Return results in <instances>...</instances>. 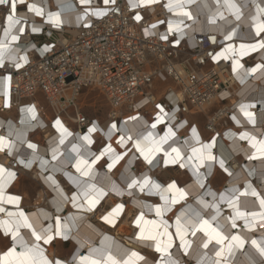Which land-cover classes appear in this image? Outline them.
<instances>
[{
	"label": "bare ground",
	"instance_id": "obj_1",
	"mask_svg": "<svg viewBox=\"0 0 264 264\" xmlns=\"http://www.w3.org/2000/svg\"><path fill=\"white\" fill-rule=\"evenodd\" d=\"M25 1L27 5L36 4L43 9L44 15L29 11L26 5L17 6L15 15L21 24L11 29L8 28L7 11L0 7V44L4 46L0 48V57L19 60L18 64L24 63L23 57L28 60L33 54L27 52L33 28L39 31L43 27L51 29L54 26L58 30L75 33L80 25L89 24L92 12L104 9L103 0H91L89 4H81L80 0ZM127 3L132 7V3H138V0H127ZM142 6H145L144 11ZM133 9L140 17L153 13L150 19L153 31L163 28L158 23L164 18L169 30L171 26V30L177 31L178 39L194 32L211 31L217 34V42L220 38L226 41L218 58L225 57L231 62L229 70L221 78L229 79L232 85L220 94L227 97V101H221L219 94L214 92L209 99L203 98L187 108L188 112L181 113L179 102H184L188 87L186 81L185 89H177L173 79L162 80L157 76L145 90L152 100L140 94L124 105L129 106L128 109L104 95L110 106L105 125L88 116L91 122L84 132L74 127L73 115L70 121L59 113L67 103L58 100L57 95L50 99L44 97L48 105L45 108L37 100L38 93L36 98L20 103L26 104L21 107V114L19 106H14L18 101L14 100V104L13 100L8 101L11 107L0 113V137L6 142L0 148V164L15 176L9 178L5 173L0 178L3 185L0 208L4 209L0 212V221H7L15 229L16 222L23 221L19 216L23 212L37 234L45 239L52 235L54 239L49 243L43 239L36 241L31 229L23 225L17 239L22 237L28 247L38 243L48 260H59L61 264H90L93 260L98 264H112L113 260L117 264H264V251H261L264 249V206L260 203L264 199V148L261 145L264 142V68L251 71L257 65H264V48L258 47L255 51L241 48V45H258L264 41V33L257 32L258 27L264 25V0H157ZM158 12L162 16H158ZM50 13L60 14L62 23L59 27L49 20ZM19 27L24 28V35L16 31ZM13 35L19 38L14 41ZM250 54L248 59L242 60ZM159 56L163 58L164 53ZM171 64L176 74L183 78L187 76L179 62L172 61ZM159 65L161 68L162 64ZM221 65H225V61ZM153 70L149 68L147 73ZM4 79H0V94L6 95ZM6 80L9 82L8 77ZM157 80H171L158 95L154 92ZM86 90L103 94L96 85L85 88L75 100L77 112L82 111L80 100ZM66 96L68 100L75 98V94ZM165 96L173 106L157 108L156 104ZM3 104L4 98L1 97L0 106ZM241 105L253 114L255 123L244 115ZM33 106L35 118L29 111ZM212 108L215 110L210 113ZM145 111L149 112L148 116H142ZM199 114L206 118L204 138L198 134L197 121L189 119V116ZM157 116L162 117L160 122H157ZM117 117H121L120 120H116ZM57 119L66 133L55 125ZM208 122L217 126L210 130ZM92 128L95 131H90ZM242 133H247L248 139H241ZM85 136H89L92 143L84 140ZM99 136L105 142L102 147L95 148ZM34 137L41 138L40 142H36ZM29 144L37 147L29 148ZM210 144L211 148L206 147ZM109 146L110 150L105 151ZM173 149L179 151V157ZM209 155L215 159H207ZM171 160H176V163L167 162ZM220 160L224 161L227 172L220 167ZM139 164L143 166L140 171ZM177 168H183V173L188 176L183 183L175 178L164 182L156 177L159 183L153 180L157 173ZM25 172L32 173L42 186L37 190L30 210H25L23 201L28 194L24 192V196L19 197L13 192L15 190L12 191ZM219 174L222 182L216 184L214 181ZM145 178L149 183L143 191L138 185L129 187L134 180L143 183ZM172 183L184 195L176 189H169ZM253 191L258 195H252ZM8 197L20 199L9 203ZM107 199L130 211H141L139 220H144V227L138 224L131 212L129 223H122L116 233L95 224L91 216L97 212L98 204ZM91 201L98 202L93 207ZM157 208L162 215L157 214ZM238 211L248 215L237 217ZM9 213L13 215L9 216ZM252 213L256 216L252 217ZM109 219L116 221L114 216H109ZM204 221H208V225L202 227ZM233 221L235 227L232 226ZM212 229L223 236L222 241L213 238ZM0 235L5 236L9 243L6 247L0 246V256H3L13 247V240L11 233L6 235L3 228H0ZM124 236L131 238L125 239ZM149 236L157 239H148ZM233 236H238L243 243L233 240ZM64 242L70 243L71 249L60 255L57 246ZM157 243L167 250L157 251ZM23 250L20 244H16L17 252ZM133 253H138L143 259L133 256Z\"/></svg>",
	"mask_w": 264,
	"mask_h": 264
},
{
	"label": "built area",
	"instance_id": "obj_2",
	"mask_svg": "<svg viewBox=\"0 0 264 264\" xmlns=\"http://www.w3.org/2000/svg\"><path fill=\"white\" fill-rule=\"evenodd\" d=\"M102 4L106 14L93 15L89 24L80 25L75 33L58 30L54 26L51 29L43 27L36 32L30 31L27 52L33 54L27 63L18 68L16 65L19 60L7 59L0 65V79L5 77L4 88L7 93L0 94V98H4L0 113L11 107L7 104L8 101L13 100L14 104V100H17L19 103L14 106H19L21 114V107L26 104L20 103L36 98L38 93H42L47 99L57 95L58 100L67 103L59 113L70 121V116L73 115L74 127L84 132L91 120L83 111L77 112L74 104L85 88L96 85L103 91V95L128 109L129 106L124 105L137 99L140 94L150 97L145 90L150 88L157 76L162 80L173 79L177 89H185L186 81L188 87L184 102H179L181 113L188 112L187 108L196 105L197 101L209 99V95L214 92L219 94L221 101H227V97H221L220 94L232 85L229 79L221 78L229 70L231 62L225 57L218 58L226 41L220 38L217 42L215 32H194L178 39L177 31L169 30V24H166L164 18L158 23L163 28L153 31L151 12L148 17L142 16L140 20H136L137 13L127 0ZM20 5H27V2H18L17 6ZM1 6L8 15L12 14L8 3ZM166 7L164 3L167 10ZM141 9L144 11L145 6ZM158 16L162 14L158 12ZM262 19L264 20V14ZM258 37L259 35L256 36ZM160 53H164L163 58H160ZM172 61L179 62L185 69V78L176 74ZM224 61L225 65H221ZM218 64L220 67H217ZM149 68L154 70L147 73ZM7 77H10L9 82ZM66 94H75V98L68 100ZM158 105L167 108L169 105L173 106L167 96L156 104L157 108ZM148 113L145 111L142 116H148ZM120 118L117 117L116 120ZM216 126L213 122H208L207 125L210 130ZM214 136L219 138L218 135Z\"/></svg>",
	"mask_w": 264,
	"mask_h": 264
},
{
	"label": "snow or ice",
	"instance_id": "obj_3",
	"mask_svg": "<svg viewBox=\"0 0 264 264\" xmlns=\"http://www.w3.org/2000/svg\"><path fill=\"white\" fill-rule=\"evenodd\" d=\"M17 2H19L20 4H24L25 0H0V5L3 4H10V8H11V13L10 15L7 16V22H8V28L11 29L13 27H15L16 25H20L21 24V20L18 19L16 17V11H17ZM91 2V0H80L81 4H89ZM109 2L111 3H115V0H103L104 4H108ZM157 0H138V3H132V7H138L139 5H148V4H153L156 3ZM27 8L29 9V11H32L34 13H36L37 15H44L43 9L39 8L36 4H29L26 5ZM88 13L86 12L85 15H87ZM106 14V11H102V10H96L94 12H92V15L94 16H103ZM187 15V13H186ZM238 18V17H237ZM136 20H140L141 17L139 15H137L135 17ZM49 20L51 22H53L57 27H59L62 23L61 19H60V14L59 13H54V14H49ZM153 27H155V25H153ZM170 30H171V26H170ZM7 29L5 30V35H7ZM17 32L23 33L24 28L23 27H19L16 28ZM32 31H38V29L33 28ZM147 32V30H145ZM257 32H264V25H261L258 27ZM19 37L16 35L12 36V40H17ZM167 37H164V39H166ZM228 39H231V37H227ZM178 43V41H177ZM4 46L2 44H0V48H3ZM247 47L248 50L251 51H255L258 47L259 48H264V41L259 42L258 45H249V46H245V45H241L242 49H245ZM242 54H246L245 52H242ZM215 59V57H214ZM24 63H27V57H23ZM3 64V58L0 57V65ZM18 68L21 67V64H17L16 65ZM264 68V65H257L255 68L251 69L252 72H256L257 69H262ZM10 79V77H9ZM158 107H160L158 105ZM245 107L244 105H241V111L244 113V115L246 117H248L250 120H252L253 123H255V120L253 119V114L250 112L245 111ZM161 111H163V108H160ZM29 111L32 113L33 118H35V107L33 106L32 108L29 109ZM162 119V117L157 116V122H160ZM55 125L59 128L62 129V131L64 133L67 132L66 129H63V126L61 124V121L59 119H57L55 121ZM113 128L115 127V125L112 126ZM153 127H155V125H153ZM90 131H95V128L90 129ZM169 132L171 133V128H169ZM193 132H195V129H193ZM174 135V133H172ZM241 139H248V134L247 133H242L241 134ZM253 140H255V138H252ZM84 140L88 141V143H92L91 139L89 138V136H85ZM61 143H63V140H61ZM6 145V142L4 140L3 137H0V148H3ZM262 148H264V142H261ZM29 148L35 149L37 146L35 144H29L28 145ZM137 147H139V145H137ZM206 147L211 148L212 145H207ZM110 150V146L109 149H106L105 151ZM174 152L177 153V157H179V151L177 149H173ZM193 151H196L195 149ZM104 153L102 152L101 155H103ZM55 155L53 156V159H55ZM100 157H97V159H99ZM120 157H117V159H119ZM145 159L148 160L149 163H151V160L148 158L147 155H145ZM207 159L209 160H213L215 159L213 156L209 155L207 157ZM168 163H176V160H171V161H167ZM21 163H23V161H21ZM87 163V162H84ZM220 167L227 172V168L224 167V161L220 160L219 161ZM30 166V165H28ZM90 167V165H89ZM112 165L109 164V168H111ZM77 168H79V164L77 165ZM7 173L9 178H12L15 176V173L13 172H9L2 164H0V178H2L4 176V174ZM85 175H87V173H84ZM51 179V178H49ZM149 183V180L147 178H145V180L143 181V183H139L138 181H133L132 185H129V187H132L133 185H138L140 187V190L143 191L144 186L147 185ZM154 187H159V185H154ZM169 189H176V185L175 183L170 184ZM176 191L180 192L181 195H184L183 191L181 189H176ZM3 185L0 184V200L3 199ZM103 194V193H102ZM246 194V193H245ZM252 195H258L255 191H253ZM19 197H8V202L9 203H16L19 201ZM98 201H91L90 203L92 204V206L94 207L95 204ZM175 202V201H173ZM261 205L264 206V199H261L260 201ZM123 205H117L116 208H114L112 210V213H109L108 216H105L104 219L107 220L109 223H114L113 220L109 219V216H112L113 213H115L116 215H119V213L123 210ZM4 209L0 208V212H3ZM157 214L158 215H162L161 210L159 208H157ZM9 216H12V213L8 214ZM248 214L243 213V212H237V217H246ZM252 217H255L256 214L252 213L251 214ZM264 215V214H262ZM20 217H23V221H17L16 222V226L15 229L10 226L8 224L7 221H0V228L4 229V233L7 235L9 233H11V237L13 240V247L10 248L7 252H5L3 254V256H0V264H61V261L59 260H55V261H51L48 260L47 257L44 255V251L43 249L39 246V244H34L32 247H28L24 241L23 238L21 237L20 239H17V237L19 236V228L23 225L24 227H27L29 229H31L32 231V235L35 237L36 241H40V240H44L45 243H49L51 242L54 237L52 235H48L46 237V239L44 237H42L41 235L37 234L35 229L32 227L31 223L28 222V219L26 216H24V213L21 212L19 213ZM139 223V221H137ZM208 225V221H204L202 224V227ZM233 227H235V221H233L232 224ZM177 231L179 232V228L177 229ZM212 233H214V237L215 239L218 240H223V236L217 232L215 229H212ZM59 234V233H58ZM211 235V234H210ZM67 237H65L66 239ZM148 239H152V240H156L157 237L156 236H149ZM233 240L239 241L241 244L243 243V241L240 240V238L238 236H233L232 237ZM171 241V237L169 236V242ZM256 241H253V244H255ZM16 244H20L23 247V251L21 252H17L16 251ZM170 246V243H169ZM205 247H207V244H205ZM166 248H161L159 243H157V251H166ZM261 251H264V249H261ZM217 255H219V253H217ZM133 256H137L139 259H143V257H139L138 253H133ZM87 258H82V260H86ZM90 264H98L97 261L93 260L90 262ZM112 264H117L116 261L113 260Z\"/></svg>",
	"mask_w": 264,
	"mask_h": 264
},
{
	"label": "rangeland",
	"instance_id": "obj_4",
	"mask_svg": "<svg viewBox=\"0 0 264 264\" xmlns=\"http://www.w3.org/2000/svg\"><path fill=\"white\" fill-rule=\"evenodd\" d=\"M170 83H171V80H168L167 82L157 80L155 82V87H154L155 94H157V95L161 94L162 93L161 91L164 90V87ZM37 98H38L37 100L39 101L41 106H43L45 108L48 107L47 102L44 99V96L42 95V93H39ZM80 103H81L82 111L85 115L89 116L91 119L97 120L101 125H105V123L107 121V115L110 112V106H109L105 96L102 93H100L99 91H96V90H86L81 97ZM214 110H215V108H212V109H210L209 112L211 113ZM194 117L196 119H198L199 121L202 120L201 127L203 128V126H204V128H205V123H206L205 116L203 114H199V115H196ZM40 137H41V135H40ZM189 138H190V136H189ZM34 140L36 142H40L41 138L39 139V138L34 137ZM103 142H105L104 139L102 138V136L101 137L99 136V138L97 139L95 148L102 147ZM142 168H143L142 164H139L138 170L140 171V170H142ZM182 169H178V168L175 170L171 169L169 172H165V171L162 172L161 171V172L157 173V176H154L153 180L156 181L157 183H159L158 180L166 182V180L168 181L171 178H175L174 180H177L179 183H183L185 180L188 179V176L185 173H183L184 171ZM34 177L35 176L32 173H29V172H25V174L22 173L21 176L19 177V184H20L19 188H18L19 190H17V191L21 192V190L24 187V189H25L24 192H26L28 194L27 197L25 196V201L27 200V204L30 206H32V204L35 202V196H36L37 190L40 187H42L41 184L39 183V181H37ZM156 177L158 178V180L156 179ZM65 179H66V181H68V179L66 177H65ZM220 182H222V177L219 174V175H217V178H215L214 183L217 184ZM130 204H132V201H130ZM117 205H119V203H116V201H112V200L110 203L108 201V199L105 202H103V201L100 202L98 204L99 208H98L97 212L91 216L92 221L95 224L102 227L103 229L107 230L108 232L116 233L117 230L120 228L122 223L123 224L129 223L130 218H131V213H132L133 217L137 218L136 219L137 221L141 217V214H142L141 211H138V210H134V211L131 210L130 211V209L123 208V211L120 212L119 215H116L115 213H113L112 216L116 217V221L114 222L115 223L114 225H111L107 220L104 219V217L108 216L109 213H112V210L114 208H116ZM32 208H33V206H32ZM134 224L135 223H133V225ZM138 224L141 227H144V220L143 219L139 220ZM124 238L130 239L131 237L124 236ZM8 244L9 243L6 240V237L0 235V246L6 247V245H8ZM57 247L60 249V255H63V253H66V252L70 251V249H71V245L68 242H64L63 244H59V246H57Z\"/></svg>",
	"mask_w": 264,
	"mask_h": 264
},
{
	"label": "crops",
	"instance_id": "obj_5",
	"mask_svg": "<svg viewBox=\"0 0 264 264\" xmlns=\"http://www.w3.org/2000/svg\"><path fill=\"white\" fill-rule=\"evenodd\" d=\"M189 119H190L192 122L197 121V124H198V125H196V127H197L198 134H200V137L204 138V137L206 136L207 130L204 128V126H203V128L201 127L202 120L199 121V120L196 119L194 116H189ZM188 142H191V140H189ZM19 185H20V184H18L17 186H15V188H13L12 191L15 190V191H13V192H15V194L18 195L19 197H20V196H24V191H25L24 187H23V189L21 190V192L17 191V190H19V189H18V188H19ZM16 192H17V193H16ZM23 201H24L25 210H29V209L32 208V206H30V205L27 204V200L25 201V196L23 197Z\"/></svg>",
	"mask_w": 264,
	"mask_h": 264
},
{
	"label": "water",
	"instance_id": "obj_6",
	"mask_svg": "<svg viewBox=\"0 0 264 264\" xmlns=\"http://www.w3.org/2000/svg\"><path fill=\"white\" fill-rule=\"evenodd\" d=\"M19 247V246H18Z\"/></svg>",
	"mask_w": 264,
	"mask_h": 264
}]
</instances>
